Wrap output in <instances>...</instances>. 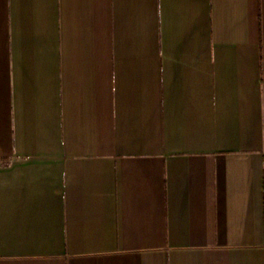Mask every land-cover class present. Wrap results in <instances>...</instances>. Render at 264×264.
Wrapping results in <instances>:
<instances>
[{"label":"crops","instance_id":"1","mask_svg":"<svg viewBox=\"0 0 264 264\" xmlns=\"http://www.w3.org/2000/svg\"><path fill=\"white\" fill-rule=\"evenodd\" d=\"M0 264H264V0H0Z\"/></svg>","mask_w":264,"mask_h":264}]
</instances>
